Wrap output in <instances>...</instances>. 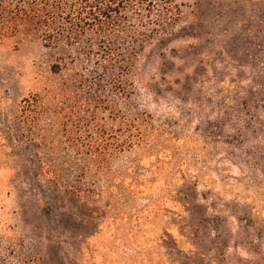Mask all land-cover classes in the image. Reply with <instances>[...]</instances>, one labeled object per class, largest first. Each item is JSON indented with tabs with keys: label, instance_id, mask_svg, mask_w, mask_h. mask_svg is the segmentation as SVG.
<instances>
[{
	"label": "rangeland",
	"instance_id": "obj_1",
	"mask_svg": "<svg viewBox=\"0 0 264 264\" xmlns=\"http://www.w3.org/2000/svg\"><path fill=\"white\" fill-rule=\"evenodd\" d=\"M175 2L168 40L126 59L152 136L97 201L42 176L20 109L102 53L68 58L28 24L0 44V264H264V0Z\"/></svg>",
	"mask_w": 264,
	"mask_h": 264
},
{
	"label": "trees",
	"instance_id": "obj_2",
	"mask_svg": "<svg viewBox=\"0 0 264 264\" xmlns=\"http://www.w3.org/2000/svg\"><path fill=\"white\" fill-rule=\"evenodd\" d=\"M180 16L175 0H0V44L28 24L49 49L66 46L68 58L71 49L105 58L83 70L72 59L74 71L52 99L23 101L21 122L40 149L45 179L97 201L115 159L149 141L152 117L131 107L126 59L165 43ZM62 63L68 64L55 63L53 72Z\"/></svg>",
	"mask_w": 264,
	"mask_h": 264
}]
</instances>
